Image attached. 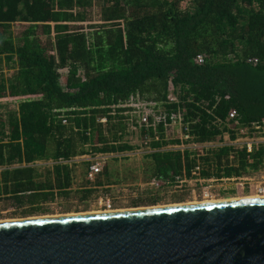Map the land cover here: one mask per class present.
Segmentation results:
<instances>
[{
  "label": "trees",
  "instance_id": "16d2710c",
  "mask_svg": "<svg viewBox=\"0 0 264 264\" xmlns=\"http://www.w3.org/2000/svg\"><path fill=\"white\" fill-rule=\"evenodd\" d=\"M131 99L180 114L186 143L202 147L176 148L163 123L131 128L118 106ZM0 107V202L26 216L197 166L203 178L255 176L264 144L249 152L225 136L264 123V0H0ZM136 133L158 137L138 165L127 154ZM91 153L117 155L92 181L76 161Z\"/></svg>",
  "mask_w": 264,
  "mask_h": 264
},
{
  "label": "water",
  "instance_id": "95a60500",
  "mask_svg": "<svg viewBox=\"0 0 264 264\" xmlns=\"http://www.w3.org/2000/svg\"><path fill=\"white\" fill-rule=\"evenodd\" d=\"M0 264H264V197L0 222Z\"/></svg>",
  "mask_w": 264,
  "mask_h": 264
},
{
  "label": "rangeland",
  "instance_id": "374dc122",
  "mask_svg": "<svg viewBox=\"0 0 264 264\" xmlns=\"http://www.w3.org/2000/svg\"><path fill=\"white\" fill-rule=\"evenodd\" d=\"M3 106L6 103L2 104ZM1 112L6 111V107H0ZM174 138L182 139V129L179 125L172 127ZM132 144L142 145V139L136 133L130 137ZM184 146H189L184 143ZM192 145V144H190ZM144 152L143 148L137 151L127 153L128 156L135 160L137 165L140 164L142 158L141 153ZM134 154V155H133ZM131 163V161L129 162ZM88 176V174H87ZM206 178L201 175H194L191 178H179L174 183H166L158 179L137 180L133 183H120L113 186L110 192L101 193L93 200L81 201L79 197H70L68 199L58 198L52 203L44 205L45 212H34V214H22V209H17L7 202H0V221H10L14 219H24L30 217H46V216H62L73 214H86V213H103L120 211L124 209H135L142 207L153 206H168L179 204H197L203 202L214 201H230L234 199H246L250 197H259L255 191L254 184L250 185L245 180H226L214 179L204 180ZM77 186H72V190ZM205 190H209L208 194ZM153 193V194H151ZM150 194V195H149ZM97 195V194H96ZM151 197H158L159 200L156 204H150ZM102 198V202L100 199ZM109 198V200H107ZM137 200L138 206H133V202ZM110 205V207H108Z\"/></svg>",
  "mask_w": 264,
  "mask_h": 264
},
{
  "label": "built area",
  "instance_id": "2783aa9c",
  "mask_svg": "<svg viewBox=\"0 0 264 264\" xmlns=\"http://www.w3.org/2000/svg\"><path fill=\"white\" fill-rule=\"evenodd\" d=\"M199 62H203L202 56H199L198 58ZM169 101L170 102H178L177 96L174 92V86L171 83L170 86V93H169ZM119 107L122 108H131V111H128V113L133 116L134 121L139 124V126H135V124L131 123V128L137 130L138 127L140 126H145V127H154L157 126L158 124L163 123L164 126L166 127H173L175 125H179L182 129V123H183V118L180 114H173V115H168L167 113L164 112L162 108H158V104L154 102H143L138 99H131L129 102L118 105ZM236 118V113L231 112L229 114V119H234ZM102 122H106V118L101 119ZM66 122V121H64ZM255 131L251 133L248 132V130L242 129L241 134L242 136L238 137L235 141H231L229 136H225V140L228 143L232 144H240L244 146L247 151L251 152L253 148L258 145V144H264V123L261 125H256L254 126ZM182 135L183 138L181 139V144L175 146L178 149H183L186 147H194V148H200L202 146L194 144V143H188L189 146H184L186 141L191 140V136L187 133H184L182 130ZM153 139H158V137L152 138V139H146L142 140V145H140L139 149L143 148V151H151L149 147V142ZM192 144V145H190ZM138 149V150H139ZM117 156L116 154L113 153H91L88 155H84L76 159V161H87L90 163L89 165V171H88V178L92 181L95 180L96 176L102 172L104 165L109 161L110 158ZM64 163H71L67 161H63ZM201 173V168L200 166H197L195 170L193 171V174L199 175ZM207 180H214L215 178H206ZM204 179V180H206ZM221 179H226V180H245L247 181L250 185L254 184L255 186V191L256 193H264V171L260 172L259 174H256L255 176L252 177H242V178H221ZM209 190H205L204 192L208 194ZM109 200V198H107ZM100 202H102V198L100 199ZM110 207V205H108Z\"/></svg>",
  "mask_w": 264,
  "mask_h": 264
},
{
  "label": "bare ground",
  "instance_id": "6f19581e",
  "mask_svg": "<svg viewBox=\"0 0 264 264\" xmlns=\"http://www.w3.org/2000/svg\"><path fill=\"white\" fill-rule=\"evenodd\" d=\"M258 196L259 197H250V198H262V197H264V193H258ZM247 199V198H246ZM234 200H240V199H234ZM230 201H232V200H230ZM214 202H219V201H214ZM203 203H209V202H203ZM210 203H212V202H210ZM190 204H193V203H190ZM196 204V203H195ZM179 205H186V204H179ZM188 205V204H187ZM168 206H177V204H175V205H168ZM155 207V206H154ZM158 207H164V206H158ZM144 208H150V207H140L139 209H144ZM126 210H130V209H124V211H126ZM119 211V210H118ZM120 211H123V210H120ZM98 213V212H97ZM97 213H87V214H97ZM100 213V212H99ZM103 213H105V212H103ZM82 213H80V214H73V215H81ZM71 215V214H70ZM56 216H58V215H56ZM61 216V215H60ZM62 216H68V215H62ZM49 217H52V216H49ZM30 218H33V217H30ZM35 218V217H34ZM15 220H17V219H14V220H10V221H15ZM0 222H6V221H0Z\"/></svg>",
  "mask_w": 264,
  "mask_h": 264
},
{
  "label": "flooded vegetation",
  "instance_id": "af4514ba",
  "mask_svg": "<svg viewBox=\"0 0 264 264\" xmlns=\"http://www.w3.org/2000/svg\"><path fill=\"white\" fill-rule=\"evenodd\" d=\"M97 200V199H96Z\"/></svg>",
  "mask_w": 264,
  "mask_h": 264
}]
</instances>
